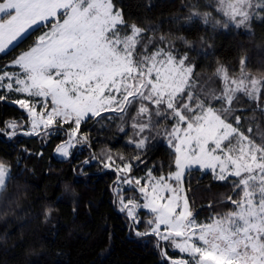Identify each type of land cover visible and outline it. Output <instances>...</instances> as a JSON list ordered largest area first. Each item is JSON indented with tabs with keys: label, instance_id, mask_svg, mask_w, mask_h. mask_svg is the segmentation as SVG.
Here are the masks:
<instances>
[{
	"label": "snow or ice",
	"instance_id": "6c2138e0",
	"mask_svg": "<svg viewBox=\"0 0 264 264\" xmlns=\"http://www.w3.org/2000/svg\"><path fill=\"white\" fill-rule=\"evenodd\" d=\"M127 8L0 0V104L21 113L0 120V136L39 138L78 160L79 174L114 177L112 205L159 264H264V68L254 73L243 54L236 67L217 60L210 74L197 63L208 55L201 32L252 35L255 23L264 27V0H189L167 29ZM113 125L130 151L94 139ZM11 169L0 158V194ZM194 173L227 190L202 206L203 218L189 195Z\"/></svg>",
	"mask_w": 264,
	"mask_h": 264
},
{
	"label": "trees",
	"instance_id": "16d2710c",
	"mask_svg": "<svg viewBox=\"0 0 264 264\" xmlns=\"http://www.w3.org/2000/svg\"><path fill=\"white\" fill-rule=\"evenodd\" d=\"M147 2L124 0L134 17L142 16L153 25L165 22L163 28L167 29L166 21L183 15L182 5L189 0H150V10L143 7ZM200 34L207 41L204 47L208 55L197 57V63L205 66L204 74H210L217 60L236 67L241 54L254 73L264 68V27L258 22L252 35L242 29ZM20 115L16 106L0 104V120ZM255 116L259 124V113ZM93 137L130 151L124 148L114 125L110 130L94 132ZM41 151L43 157L36 155ZM153 155L163 160L166 150L158 146ZM0 158L12 164V179L0 194V264H159L157 250L131 234L122 214L112 205L109 187L114 177L94 168H85L87 176L79 174L73 170L78 160L69 163L57 159L52 147L43 146L36 137L9 141L0 136ZM65 184L71 186L67 192ZM226 192L210 176L193 174L189 195L201 218L209 215L202 206L217 202ZM47 208L54 210L45 221Z\"/></svg>",
	"mask_w": 264,
	"mask_h": 264
},
{
	"label": "rangeland",
	"instance_id": "374dc122",
	"mask_svg": "<svg viewBox=\"0 0 264 264\" xmlns=\"http://www.w3.org/2000/svg\"><path fill=\"white\" fill-rule=\"evenodd\" d=\"M57 159L59 160H65L63 157H60L59 155H56Z\"/></svg>",
	"mask_w": 264,
	"mask_h": 264
}]
</instances>
